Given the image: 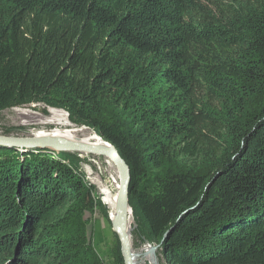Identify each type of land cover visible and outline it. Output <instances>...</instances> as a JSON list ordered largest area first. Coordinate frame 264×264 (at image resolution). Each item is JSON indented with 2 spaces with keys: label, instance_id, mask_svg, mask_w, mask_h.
Here are the masks:
<instances>
[{
  "label": "trees",
  "instance_id": "16d2710c",
  "mask_svg": "<svg viewBox=\"0 0 264 264\" xmlns=\"http://www.w3.org/2000/svg\"><path fill=\"white\" fill-rule=\"evenodd\" d=\"M35 102L125 160L158 264H264V0H0V109ZM97 206L73 162L0 146V264H101Z\"/></svg>",
  "mask_w": 264,
  "mask_h": 264
},
{
  "label": "rangeland",
  "instance_id": "374dc122",
  "mask_svg": "<svg viewBox=\"0 0 264 264\" xmlns=\"http://www.w3.org/2000/svg\"><path fill=\"white\" fill-rule=\"evenodd\" d=\"M52 111H62L64 113V116L67 117L66 119L71 123L72 128L83 129L84 127V129H87V131H94L87 125L73 123L69 118L68 112L62 108L47 106L43 102H35L18 105L15 104L0 109V135L13 137H30L40 131L53 129L54 127H57V125L47 123L48 119L51 117ZM78 134L80 135L82 133L78 132ZM37 149H42L45 152L50 153L54 158L61 157L73 162L77 166L78 172L84 176L85 180L88 181V183L92 185V187H94V195L99 201L100 206L95 207L92 212H86L84 215L87 229V242L99 256L101 264H118L116 260L117 248L120 250V242L118 236L111 228V221L100 202L98 190L96 186L91 182V177L86 169V167L89 168V170L93 174H96L98 172L103 174V169L106 166L104 157L99 154L95 155L93 154L94 152L86 153L85 151L77 150H55L50 147H35L25 150H14L22 153L28 150L37 151ZM184 153H179V156L177 158L179 162L188 160L187 156ZM151 182V178L148 177V179L142 183V186L148 184L150 185ZM129 207L131 210V222L129 223L131 225V232L129 234V240L133 254L137 255L136 264H151L144 256V253L147 247L153 245L143 240V229L139 227L141 221L139 218H137L136 215L134 216L133 209L130 203Z\"/></svg>",
  "mask_w": 264,
  "mask_h": 264
},
{
  "label": "water",
  "instance_id": "95a60500",
  "mask_svg": "<svg viewBox=\"0 0 264 264\" xmlns=\"http://www.w3.org/2000/svg\"><path fill=\"white\" fill-rule=\"evenodd\" d=\"M105 145H84L75 144L66 141H61L49 137H13L0 135V146L13 148V149H30L35 147H60L63 150H77L85 152H94L102 154L111 159L118 170L120 187L117 197V206L115 211V218L111 221V228L117 234L120 242V251L123 258V264H136V254L130 246L129 236L126 234L124 228L121 225L122 213L125 209H130L128 204V187H129V167L125 160L120 156L116 149L108 142L104 141ZM156 246H149L145 249L144 256L151 264H158L155 256ZM135 255V256H134Z\"/></svg>",
  "mask_w": 264,
  "mask_h": 264
},
{
  "label": "bare ground",
  "instance_id": "6f19581e",
  "mask_svg": "<svg viewBox=\"0 0 264 264\" xmlns=\"http://www.w3.org/2000/svg\"><path fill=\"white\" fill-rule=\"evenodd\" d=\"M62 111H52L51 117L48 119L47 123H51L52 125H57L53 129L40 131L34 135L33 137H49L58 139L61 141H66L75 144H84V145H105L104 141L93 131H87V129H75L72 128L71 123L66 119ZM87 131V132H86ZM81 132L82 134H78ZM30 136V137H32ZM16 137V136H15ZM55 150H61L60 147H54ZM92 153V152H86ZM98 155V153H93ZM102 155V154H99ZM104 157L106 166L103 169V174L100 172L92 173L89 168L86 167L87 172L91 177V182L96 186L98 190V195L100 198V202L104 207V210L107 213L108 218L112 221L115 218V211L117 206V195L120 187V180L118 175V170L116 166H113V162L110 158L105 155ZM130 209H125L122 213L121 225L124 228L126 234L129 236L130 234Z\"/></svg>",
  "mask_w": 264,
  "mask_h": 264
}]
</instances>
